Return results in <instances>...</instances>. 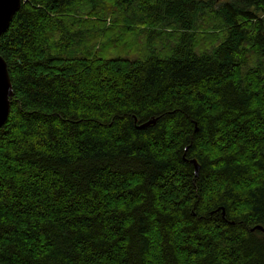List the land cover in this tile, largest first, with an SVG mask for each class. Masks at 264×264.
I'll return each mask as SVG.
<instances>
[{"label": "trees", "instance_id": "1", "mask_svg": "<svg viewBox=\"0 0 264 264\" xmlns=\"http://www.w3.org/2000/svg\"><path fill=\"white\" fill-rule=\"evenodd\" d=\"M0 55V264H264V0H23Z\"/></svg>", "mask_w": 264, "mask_h": 264}, {"label": "water", "instance_id": "2", "mask_svg": "<svg viewBox=\"0 0 264 264\" xmlns=\"http://www.w3.org/2000/svg\"><path fill=\"white\" fill-rule=\"evenodd\" d=\"M23 0H0V36L9 28L14 16L20 10ZM13 84L9 73L8 64L0 55V129L6 124L11 110V98L13 97ZM137 123V119L135 121ZM156 119L140 125L138 128L145 129L156 124ZM195 169V175H199L200 166L196 159L192 160ZM224 214V213H223ZM261 231L264 233L263 226H256L251 232Z\"/></svg>", "mask_w": 264, "mask_h": 264}, {"label": "rangeland", "instance_id": "3", "mask_svg": "<svg viewBox=\"0 0 264 264\" xmlns=\"http://www.w3.org/2000/svg\"><path fill=\"white\" fill-rule=\"evenodd\" d=\"M222 1H227V0H222Z\"/></svg>", "mask_w": 264, "mask_h": 264}]
</instances>
